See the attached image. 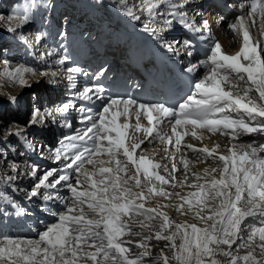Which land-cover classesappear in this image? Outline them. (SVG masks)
Listing matches in <instances>:
<instances>
[{
	"label": "snow or ice",
	"instance_id": "1",
	"mask_svg": "<svg viewBox=\"0 0 264 264\" xmlns=\"http://www.w3.org/2000/svg\"><path fill=\"white\" fill-rule=\"evenodd\" d=\"M162 5V6H161ZM41 7L50 8L51 5L43 4ZM118 8H125L123 0H117ZM137 7H140L137 5ZM187 5L185 3H170L169 0H157L152 3L149 0L147 11L151 14L150 19L161 27L153 30V35H159L163 31L170 30L174 21H185L187 14L183 11ZM241 9H244L242 4ZM248 13L237 14L236 22L230 25L234 30L244 26V15H250L252 23H257V17L264 19V0H250ZM133 20H140L141 16L133 11L124 12ZM0 19H5L0 17ZM14 22V27L7 30L17 33L25 24L29 23L31 17L29 10L25 9L23 14L9 15L6 18ZM204 25H207L205 20ZM193 27V25H189ZM201 31V29H196ZM43 35L38 34L36 43H40ZM61 40L66 39L67 33L58 34ZM158 42H160L158 40ZM179 44L180 42H176ZM184 46L191 49V41H184ZM165 50L179 55L172 45L162 44ZM63 53L62 55H59ZM264 46L259 42L252 44L247 28L243 31V47L235 55H226L222 52L219 42L209 49L208 60L211 71L199 81H193L194 91L190 95L182 97L183 102H177L173 108L164 104L147 105L137 104L131 99H118L107 95L106 88L101 78H106L108 66L102 65L91 74L94 81L92 85H85L80 91L74 92L76 81L73 74L89 76L87 71L79 67L67 69V79L69 81L68 99L57 105L52 110L41 112L39 109L33 110V119L29 122L37 127H42L48 120L55 121L57 116H64L66 123L63 125L72 128V121L66 114L69 111L77 113L76 123L81 125L76 129L74 135H66L58 142L61 147L52 149L55 161H60L59 168H43L40 165L32 164L21 168L20 164L9 162L12 174L0 177V183L4 185L5 195L0 197V201L5 204V209L0 210V216L6 214V208H17V203L11 194L24 190L18 188L17 181L22 177H28L34 182L27 191L25 199L39 198L43 194L44 202L59 201L66 212L58 216V223H53L41 235L38 241L15 240L4 237L0 240V264H78V254L83 253L89 257L92 264H145L143 259L148 253L145 250L141 255L130 257L129 249L124 245L126 242L121 239L128 228L122 217L130 213L153 214L161 218V232L156 233L158 239L172 240L173 247H176L177 237L182 241L177 254L172 257L178 264H222L216 259L218 254H222L229 259L225 264H264V226L252 229L250 223L245 224V230L251 234L246 238L242 235L241 225L246 218L260 216V223L264 224V144L256 145H235L229 150L227 155H218L216 147L209 149L204 147L201 151L208 156L218 155L223 161V169L220 178L211 176L204 183L194 185L199 191L189 193L194 199L180 197L187 200L188 206H195L197 214L207 209L209 215L201 217L212 223L205 228H200L196 224H175L173 225L169 217L156 209H145L143 190L133 191L128 187L130 181H134L136 188H141L140 175L143 173L149 180L151 187L148 189L149 195L179 196V193L165 192L163 187H157L155 181L161 185L170 181L165 176L160 175L155 169L160 168L159 164H154L143 156L134 158V152L140 147L138 143L126 144L127 123L119 125L116 117L119 115L128 116L129 107L135 105L138 109L135 112L137 120L140 111L144 110L149 121L154 119L153 112H157L162 117L175 118L172 132L176 133L175 144L180 145L183 136L176 131V126L192 125L194 128H207L212 132L223 129L225 134L236 139L241 134L260 133L264 135ZM49 56L59 55L55 61L58 65H63L71 60L66 49H51ZM192 55V52H187ZM43 59V57H42ZM246 61L247 63H243ZM8 61H3L5 65L4 73L11 77L16 83L27 86L23 73L32 72L31 68L17 67L13 70L8 68ZM188 73L196 71V65H190L185 69ZM235 74L237 81H244L247 75V86L243 89V94L234 95L231 90H225L224 83H230V75ZM48 75L47 72L42 73ZM55 76L56 73H52ZM133 86L139 87L133 82ZM236 87L235 84L232 85ZM258 93V97H253L250 93ZM199 95V99L196 96ZM76 101H80L77 106ZM16 97H11L9 103H15ZM99 102L101 108L96 111L94 105ZM123 110L120 111V106ZM230 113H236V117ZM220 114L219 118H216ZM111 116V121H109ZM11 124L3 129L7 136L19 138L24 136L25 141L30 145L26 135V129L16 131L11 130ZM135 130H141L139 122L135 125ZM227 130H230L227 131ZM149 136L154 128L143 129ZM115 133V135H113ZM195 136V131L192 132ZM7 136L0 137L7 144ZM171 141V137H168ZM41 149L44 147L40 146ZM192 148V145H186ZM108 156V160L100 158ZM125 159H120V156ZM0 157L7 159L4 153ZM63 157V160H61ZM43 158V156H41ZM105 163L109 167H105ZM135 166V174L127 175L128 165ZM85 165H91L89 170ZM173 170L176 165H172ZM187 172L188 164L184 163ZM165 170H167L165 168ZM216 171L215 168L204 170L203 175L207 178ZM38 173H41L38 175ZM123 174V175H122ZM197 181L201 174L193 173ZM174 179V178H173ZM75 182V183H74ZM82 186V189L81 187ZM176 186L175 184L173 185ZM66 188L70 195L63 197L60 189ZM10 189V193L7 191ZM87 205L86 212L83 205ZM183 205H181L182 207ZM76 213V214H73ZM173 228L168 236H162L163 231ZM259 237V257L254 251H249L246 255L237 256L231 251L232 245L239 238L241 245H250L253 238ZM145 239H151L146 236ZM41 242L46 246L41 247ZM90 242V243H89ZM94 247L95 251H84L81 245ZM226 245L228 250L222 246ZM139 247L147 249V245L141 242ZM67 254V258H66ZM98 257L100 258L98 260ZM210 257L211 259H206ZM163 264H169V257L163 256ZM156 264V261H153Z\"/></svg>",
	"mask_w": 264,
	"mask_h": 264
},
{
	"label": "bare ground",
	"instance_id": "2",
	"mask_svg": "<svg viewBox=\"0 0 264 264\" xmlns=\"http://www.w3.org/2000/svg\"><path fill=\"white\" fill-rule=\"evenodd\" d=\"M14 3L13 8L11 9L12 2ZM31 1H35L34 4H42L43 2L41 0H21V5L17 3V0H0V17H4L5 19H0V29L7 30L9 27H14V22L8 21L6 18L9 15H16L17 13L23 14L25 9L29 10V15L31 11ZM45 1V0H44ZM69 1V0H66ZM117 2V0H114ZM182 0H169L170 3H179ZM74 3V6L70 8H76L77 5L80 4V1L76 2L74 0L70 1V4H67L65 1L63 4L59 3L60 6H64L65 8L68 7V5H71V3ZM157 0H152V3H156ZM96 0H86V9L84 6L81 5L80 8H77L75 12V19L85 24L87 21L89 23L87 24L88 32L92 33L94 35L98 34L99 30L98 28L92 29V26L94 24L102 25L104 21L107 19L105 17H97L95 14L97 12V9L95 8ZM123 3L126 5L127 10H131L137 15L141 16V21L145 24L150 25V28L153 30L161 27V25H158L155 21L150 19V13L147 11L149 6V0H123ZM185 4L187 5L186 8H188L191 4L189 0L185 1ZM139 5L140 7H137ZM162 6V5H161ZM82 10V12H81ZM187 10V9H183ZM186 14L187 12L184 11ZM39 14V11L37 12V15ZM206 14V13H205ZM207 15V14H206ZM73 17V16H72ZM106 23H108L106 21ZM182 22L177 20L174 21L171 24L170 29H178ZM196 23V22H195ZM37 29V26L32 22V19L29 23L25 24L21 29L17 31V33H9L6 38H1L0 42L6 43L7 46L10 45L11 47H18L20 50L24 51L25 55H32V53H35L38 55V57L41 59L42 64L45 63L46 66H53L55 70L45 68L43 69L42 73L47 72L48 75H43L42 73H38L40 71L35 70L32 67L25 66L23 59V63H21V66H17L15 63H11L10 60L8 61V68L10 70H13L17 67H27L31 68L32 72H25L23 73L24 79L27 80L28 85H20L19 83H16L11 77L7 76L3 69L5 65H0V112H2V115L0 114V117H2L4 120H0V137L7 136V133L3 131L4 128H6L9 124H11V130L16 131L17 129L20 130H31L30 132L35 134L36 137L34 139L32 137L28 138V140L31 142V151L32 149L36 151L32 155V159L35 160V163H31L29 159L26 158V155L19 156L18 150H16L15 156L18 158L17 161H14L18 164H20L21 168H24L26 165H40L41 167H46V165L51 166L52 168H59L60 167V161H55L54 155L52 153V149H56L60 147V144L58 143V136H57V130L64 131L66 127H64V121L62 116L58 115L56 120L53 122L51 120H48L46 124L42 127H37L31 123H29L33 117L31 118H24L18 115V107L14 106L17 104L25 103V92L28 91L30 88H35V93L32 97H37V102H42L44 100V107L43 112L45 110H52L55 106L62 104V102H65L68 99L69 91V82L67 79V74H64L60 68H58L57 64L55 63L56 56H49L47 53L51 50L47 43L45 42L44 38H42L40 43H36V37L38 34H34L33 31ZM165 33L163 31L162 33H159V35H155L160 41L163 43H166L168 45H172L173 48L178 51L179 55L182 57L184 54V46L183 43L177 44L176 42H179L178 39H171V38H162V35ZM113 35V39H111V42H114L116 40V34L115 31H111V38ZM5 37V35H4ZM124 40H120V44L123 43ZM43 57V59H42ZM5 61V60H4ZM52 73H56L55 76H52ZM210 72L205 71L202 75V78ZM235 84L236 87H233L232 85ZM247 86V82L244 81H237L234 78H230V83H227V90H231L235 95L236 94H243V89ZM77 88V85H76ZM75 92V91H74ZM24 94V95H23ZM20 95V97H19ZM21 95H23L21 97ZM253 97H258L254 92L250 93ZM11 97H16L15 103H9V99ZM42 99V101H41ZM78 102V101H76ZM9 106H12V110L7 113V108ZM36 106V103H35ZM25 110L23 109V112ZM6 112V113H5ZM233 118L236 117V113H230ZM71 115V111L66 114ZM54 131L56 133L54 134ZM51 133V134H50ZM132 136L135 137V142H139L141 138H145L147 136V133H140L136 134L134 132H131ZM22 139L26 144H28L24 138ZM7 140L12 141L14 140V137L7 136ZM243 140H246V144L239 140V137L236 139H233L229 137L228 134L222 135L220 132L216 135H211L209 139L205 137H200V135H197L196 139H188L186 145H192V148H188L185 145V152L180 153L177 155L178 151H174L170 148H162L158 145L153 146L147 151V154L149 157H152V163L159 164L161 167L158 169H155L160 175L165 176L166 179L170 177L171 175L168 174V170L170 171V162L173 161L176 166L178 167V174L176 175L175 182L174 179H168L170 182L168 184L161 185L160 182L155 181L157 187H163L165 192L168 193H179V196H164V195H155L151 194L149 195L148 189L151 187V184L149 183L148 178L141 173L140 179H141V188H136L134 181H130L128 187H131L133 191H140L143 190L145 192V199L143 201L145 209L147 205L155 207L157 212H163L165 213L169 219L171 220L172 215L175 213L178 214V218L175 220H172V224H191L189 220V216H191L189 213L195 212L197 214V209L195 206L189 207L187 200H182L180 197H187L188 200L194 199V197L189 196V193L197 192L199 189L194 187L197 183H204L206 179H211V176H215L217 179L220 178V173L223 169V161L219 160L218 155H227L229 154V150L232 148L233 144L239 146V145H248V144H254L261 145L264 144V135H261L260 133H251V134H243ZM145 143H148L152 141L151 138H146L143 140ZM51 144L52 146H45V148L41 149V145L44 143ZM184 143V142H183ZM7 145L10 143L7 142L5 144L2 140H0V148L2 145ZM128 144V143H126ZM29 145V144H28ZM219 145L217 148V154H214V157H210L207 155V153L201 151L204 147H208L209 149H212ZM39 147V148H38ZM18 148V147H16ZM38 148V149H37ZM20 149V148H18ZM136 149L135 151H137ZM21 152V151H20ZM175 152V153H174ZM0 153H4L7 157V159L2 158V164L0 163V175L3 174H12V168L10 166L9 162H12L13 158L9 156V152L6 150H0ZM261 156H264V152L260 153ZM43 156V158H41ZM145 159H147L144 155H142ZM141 157V156H140ZM100 158L104 159L105 161L108 160L107 155H103ZM120 159H125L122 155L119 157ZM136 159H139L136 158ZM186 159H188L190 162H188ZM61 160H63V157H61ZM178 160H182L178 163ZM187 162L188 164V170L187 172L184 169V163ZM105 167H109L110 165L105 163ZM7 167V168H5ZM89 170L92 169L91 165H85ZM165 168L167 170H165ZM215 168L216 171L214 173H211L210 176L207 178L203 175L204 170L208 169L211 172V169ZM193 173L201 174V178L199 181H197L196 176L193 175ZM41 173H38V175ZM135 174V166L129 163L128 169H127V175L131 176ZM123 175V174H122ZM33 180L29 179L28 177H22L17 181L18 185H21L26 188V190H29L33 184ZM31 183L30 186L27 184ZM75 183V182H74ZM176 185L175 187L173 185ZM82 189V188H81ZM0 190H4V185L0 183ZM10 189L7 191L9 192ZM21 192V191H20ZM23 193V192H22ZM24 194V193H23ZM27 194V193H26ZM26 194L24 196L26 197ZM60 195L63 197H68L70 193L66 188L60 189ZM153 199H157L158 202L155 204V201ZM34 201L33 203L30 201ZM28 202L31 203L32 206H35L37 210H34V212H26L25 214L28 216H31L30 223L34 227V231L32 232H21L17 234H12L10 239L15 240H33L38 241L40 238V235L53 223H58V216L60 214H63L66 212V209H63V206L59 201L56 202H44L43 201V194L39 198H32ZM36 203V204H35ZM181 205H183L181 207ZM85 211L87 212V205H83ZM76 214V213H73ZM199 219L201 220V226L200 228H205L206 220L202 219L201 217H205V215H209V211L207 209L201 211L199 214ZM125 218V217H124ZM260 216L257 214L255 218L248 217L242 223L241 225V232L242 235L246 238L251 234L249 230H245L244 225L250 223L252 225V229L264 226V224H261ZM125 221V220H124ZM129 222H126L128 227L134 228L142 225L143 219H137L135 222H132L131 219L127 220ZM161 221V220H160ZM199 225V224H198ZM210 225V224H209ZM199 227V226H198ZM207 227V226H206ZM21 230H24V228H21ZM132 231V229H130ZM129 229H125V232H130ZM173 231V228L168 229V233ZM4 238V237H3ZM3 238H0L2 240ZM258 238V235H256L253 238V242H251V245L249 246V251H254L255 254L259 257V243H254L255 239ZM122 240L129 242L128 245H135L137 239H133V236L128 235L127 233H124V235L121 237ZM135 240V241H134ZM239 238L236 240V244H239ZM138 241V240H137ZM182 242V241H181ZM180 242V244H181ZM260 242V241H259ZM90 243V242H89ZM173 243V242H172ZM137 245V244H136ZM46 246L44 242H41V247ZM82 248H84V251L87 250L91 251L92 248L85 247V245H81ZM159 249L158 253H152L147 256L148 260L156 261V264H163V256L169 257V264H172L171 260L173 257L174 248H168L164 244H160L157 246ZM173 247V246H172ZM95 250V248H94ZM173 250V251H172ZM246 255V254H245ZM67 258V254H66ZM99 258V257H98ZM81 259V262L78 264H92L89 257L85 256L83 253L78 254V260ZM100 259V258H99ZM208 259H211L210 257ZM88 261L87 263H85ZM101 264L103 262L101 261ZM153 264V262H151Z\"/></svg>",
	"mask_w": 264,
	"mask_h": 264
},
{
	"label": "rangeland",
	"instance_id": "3",
	"mask_svg": "<svg viewBox=\"0 0 264 264\" xmlns=\"http://www.w3.org/2000/svg\"><path fill=\"white\" fill-rule=\"evenodd\" d=\"M9 33L10 32L8 30H6V29L5 30L0 29V39L1 38H6L7 35H9ZM4 35H5V37H4ZM18 66H21V64L18 65ZM42 72H43V69L40 70V72H38V73L40 74ZM34 93H35V88H30L28 91L25 92V96H23L24 94L21 95V97L22 96L25 97V103L14 105V106L18 107V112H19L18 115L22 117L21 119H24L25 117L26 118L33 117L32 113H33V110L34 109L31 110V101L33 99L32 96L34 95ZM19 97H20V95H19ZM43 102H44V100H43ZM40 103H42V102H40ZM34 107H36V106L34 105ZM23 109L25 110L24 112H23ZM35 109H39L41 112H43V109L42 110L40 108H35ZM11 110H12V106H9L7 108V113H9ZM0 114L2 115V112H0ZM0 120L3 121L4 119L2 117H0ZM30 131L31 130H26L27 138L32 137L34 139V137H36V136H35V134L31 133ZM21 137L24 138V136H21ZM21 137H19V138L14 137V140H12V141H9L8 140V142L10 143V145H15V147L20 148L18 146V144L16 143V140L20 139ZM1 145H2V147L0 148V150H2V149L3 150H6L7 146H5L3 144H1ZM18 155L19 156H23L24 153L23 152H18ZM1 160H2V158L0 157V163L2 164V161ZM5 168H7V167H5ZM43 168H52V167L49 166V165H46V167H43ZM5 175L6 174L0 175V177H3ZM27 185L30 186L31 183H28ZM16 186L18 188H20V189H24V190H21V192H23L24 194L27 193L25 187H23L21 185H18V184ZM80 187L82 188V186H80ZM153 201H155V204L158 202L157 199L156 200L153 199ZM30 202L33 203L34 201L31 200ZM189 214L191 215V216L188 217L189 220H190V222H191V224H196L199 227L203 226V224H201V222H200L201 220L199 219V216L195 212H192V213H189ZM205 217H206V215H205ZM176 218H178V214L175 213L174 215H172L171 220L170 219L169 220L172 223V220H175ZM122 219L125 220V222L127 220H129V219H131L132 222H135L137 219H143L142 225H140L138 227H134V228L128 227L129 231H130V229H132V231L125 232V233H127L128 235L133 236V239H137L138 241L137 240L136 241L134 240L136 242V244H140L141 242H143L144 244H146L147 245V249H144V248H141L139 246H136V244L133 246V245H128L126 243L124 246L129 249L128 255L130 257H135L137 255H141L142 253L145 252V250L147 251L148 255L149 254H152V253H158L159 252V249H158L157 246H159L161 243L164 244L165 246H167L169 249L170 248L171 249L174 248L173 257L177 254L178 249H179V245H180V242H181L180 238L177 237L176 240H175L176 247H172L173 246L172 240H168V239H158L156 237V233L157 232H161V229H160V223H161L160 220H161V218L155 216V214H153L151 217H149L147 214H140V213H135L134 212V213H130L128 216H125V218H122ZM211 223H212V221L206 220L205 227L206 226L208 227L209 224H211ZM161 234H162V236H168L169 235L168 230L167 231H163ZM146 236H150L151 239H147L146 240L145 239ZM254 243H260L259 242V239L256 238L255 241H254ZM250 245H241V241L239 240V244L234 243L232 245L231 251L233 252L234 255L243 256V255L247 254V251L249 250V248H250L249 246ZM85 247H88V246H85ZM222 247L225 250H228V248H227L226 245H224ZM88 248H92V247H88ZM91 251H95L94 248L91 249ZM86 252H87V250H86ZM152 255H154V254H152ZM147 256H144L143 257V259L145 261V264H151V262H153V261L148 260L147 259ZM208 258L209 257H206V259H208ZM216 259L220 260L222 262V264H225V262L229 258L223 256L222 254H218L217 257H216ZM98 260H99V258H98ZM79 262H81V259L78 260V263ZM87 262L88 261H86L85 263H87ZM171 262H172V264H178V262L176 260H174V259H172ZM241 264H244V262L241 261Z\"/></svg>",
	"mask_w": 264,
	"mask_h": 264
}]
</instances>
